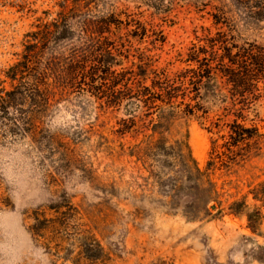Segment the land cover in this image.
<instances>
[{"label":"rangeland","instance_id":"374dc122","mask_svg":"<svg viewBox=\"0 0 264 264\" xmlns=\"http://www.w3.org/2000/svg\"><path fill=\"white\" fill-rule=\"evenodd\" d=\"M0 95V264H264V0H0Z\"/></svg>","mask_w":264,"mask_h":264},{"label":"trees","instance_id":"16d2710c","mask_svg":"<svg viewBox=\"0 0 264 264\" xmlns=\"http://www.w3.org/2000/svg\"><path fill=\"white\" fill-rule=\"evenodd\" d=\"M16 94V91L10 92L7 94V96L10 97H14ZM9 101H7V98L0 95V111H2L3 113L7 112L8 110V105ZM257 135H259V132L257 129L255 128H246L244 125L239 124L238 122H235V124L233 125L232 128V132L230 134L231 139H232V145L233 146H239V144H241L242 142H245L247 140H251L253 138H255ZM210 165H213L212 163ZM195 170L196 172V176H197V180L198 183L201 184L200 180L205 176V172L202 171L198 166L195 167H191L190 168V172H193ZM204 186V185H203ZM206 188V187H205ZM205 194H207L208 196H211L213 191L210 187V185L205 189V191H202ZM260 195V196H258ZM256 194L255 198L259 199V200H263L264 199V184H262V187L260 189V194ZM260 197V198H258ZM249 219L251 220L252 223L256 224L259 220V214L254 213L249 215Z\"/></svg>","mask_w":264,"mask_h":264}]
</instances>
